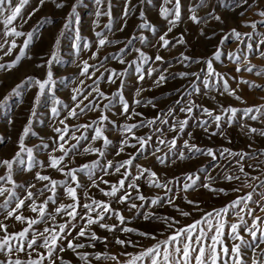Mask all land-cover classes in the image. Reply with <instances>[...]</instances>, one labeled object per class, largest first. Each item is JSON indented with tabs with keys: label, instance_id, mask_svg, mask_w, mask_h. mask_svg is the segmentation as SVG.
Here are the masks:
<instances>
[{
	"label": "rangeland",
	"instance_id": "rangeland-1",
	"mask_svg": "<svg viewBox=\"0 0 264 264\" xmlns=\"http://www.w3.org/2000/svg\"><path fill=\"white\" fill-rule=\"evenodd\" d=\"M16 3L18 0H13V4ZM58 3L64 6L58 8L56 6ZM201 3L202 0H180L181 18L176 21L171 31H168L171 26L169 20H175V16L169 15L165 19L161 9L166 8L174 13L176 0H171L170 3H165V0H101L99 4L97 0H55V2L45 0L42 6L40 0H30L21 11L24 19L21 20L18 17L9 26V29L16 27L17 31L24 33L21 36L7 35L3 19L0 18V45H3V49H0V57H3L0 63H11L21 51L25 52V58L14 69L0 70V101L5 103V107L0 108V161L13 160L20 152V158L14 163L12 170L13 180L20 187L7 181L8 170L6 166L0 165V176L5 177V180L0 181V187L10 188L15 193L9 202V208L14 209L17 200L24 199L28 190L36 193L34 199L38 205L48 196L54 195L45 188V185L49 184L48 181L36 179L37 173L48 175L56 181L67 180L72 187H76V183L65 173L71 169H79L84 164L91 165L95 162L97 166L94 169L93 179L99 183V188L92 186V181L86 173H77L79 182L84 185L82 188H77L80 204L90 202L84 194L87 191L88 196L93 199L111 202V206L127 218L124 225H119L115 216L111 219L106 217L104 222L117 224L119 228L127 226L137 230L132 233H123L118 228L115 233H112L92 225L90 231H94L101 239L93 241L85 236L74 240V243H84L86 247L77 249L76 252L71 249L63 252L58 250L59 256L63 257L64 261L70 264H85V261L79 258L78 253H81L88 255L91 264H118V262L126 264L131 259L128 254L132 256L139 254L153 246L157 240L165 239L176 228L190 225L200 220L205 213H214L215 210L226 207L232 201L249 193L252 194L254 201L249 202V207L255 209L253 215L264 218V212L260 211V206H264V198H262L264 188L258 186L261 181H264V136L249 131V128L264 130V116L254 112L253 114L258 115L259 118L252 120L243 111L249 107L264 105V71H262L264 57L260 55V52H264V44L260 43L264 40V16L259 15L260 12H264V0H247V2L245 0H203V6ZM73 6L76 7L75 14H73ZM109 8L111 16L105 15ZM126 8L129 12L127 17L124 16ZM192 9L195 10L194 13ZM97 12L101 14L97 16ZM193 14L197 16L199 23L190 19ZM215 16L221 19L216 20ZM144 23H147L149 27L141 28L140 25ZM253 24L255 27L252 26ZM122 27L123 31H121ZM233 29L241 33L239 39L233 35ZM97 32L102 33L107 40L119 41V43H108L100 47ZM28 33L32 34L31 40ZM165 34H167L165 38L171 41L167 48L162 47L163 42L160 41V36ZM140 37L145 38L143 42ZM181 40L184 43H180ZM12 41H15L16 47L12 48L10 55L5 56L4 52L11 48ZM25 41H29L27 48L24 47ZM129 41L131 43H128ZM249 45H252L251 50L248 48ZM97 48L99 53L96 58H93ZM133 48L140 49L150 59L147 62L138 59L139 53L133 51ZM217 52L221 54L219 60L215 59ZM53 54L56 56L55 60L52 59ZM157 55L162 56L163 61H157L155 59ZM184 56L191 59L181 63ZM236 57L240 59L237 60ZM121 58L125 63L119 62ZM208 60H212L213 68L222 75L223 80L215 75H208L206 64ZM85 61L93 67L89 68L88 74L81 75ZM133 61H136V64H132ZM129 64H132L131 68L128 67ZM137 65H140L145 77L139 82L138 73L135 71ZM249 66H254L252 72L247 71ZM126 68H128L126 77L120 79L112 77L116 79L114 84L107 82L112 70L120 73ZM237 68L240 70L237 71ZM149 70H152L151 74ZM49 71L52 73L54 85H49L44 93L40 94L38 86H34L27 78L32 77L43 81L47 78L46 73ZM258 72L261 74L258 75ZM181 73H189V75L181 77ZM193 73L198 74V78L196 75H191ZM161 74L167 79L156 86L154 81ZM121 79L124 81L122 88ZM224 80L227 81L229 89L234 90L235 94L242 99L237 100L235 96L224 92ZM96 87H99L107 97H112L118 90L122 91L130 106L129 114L134 109L141 115H133L131 119L121 115L122 105L119 98L117 97L112 104H109L108 99L100 97L94 91ZM197 87L199 92L195 91ZM138 88L142 91L139 96H136ZM75 89L80 91L76 92ZM73 95L78 97L76 101L72 100ZM85 96L88 98L84 99ZM5 97H7L6 100ZM57 100L62 103L56 104ZM80 100H83V104L77 108L76 105ZM135 100H140L142 103L137 105L134 103ZM149 100L155 107L147 103ZM90 101L98 104L99 108L85 109L81 112V108ZM189 101H194L201 107L194 108L190 114L181 112L180 108L185 107ZM104 105H109V108H104ZM54 106L58 109L57 116H53L51 112ZM228 107L241 110L231 123L228 120L230 113L225 114L223 111ZM73 108L79 115L75 117L69 115ZM204 108L211 110L213 116L222 117L221 127L217 128L213 117H209L204 112ZM169 109H175V111L167 117L168 124H162L160 120H156L152 126H140L132 129L131 132L124 131L126 124L139 125L143 122L146 125L148 120H154L158 116L164 119ZM101 115H107L109 120L114 122L106 121L101 125L104 128V135L111 141L107 146L104 145L103 139H93L94 129L97 126L93 124V121H98ZM184 119H188V125L183 132L178 128L177 131L170 130L177 120ZM205 120L208 121V125L205 126L207 131L199 126ZM84 125H91V127L85 128ZM25 127L30 129L26 136L23 134ZM57 128L66 129V132H57L55 131ZM157 128L163 129V132H157ZM61 135H64V140L59 139ZM73 136L87 137V139H80L78 142L77 139H73ZM22 137L25 149H32L31 170H28L27 151L21 152L19 147ZM135 137L146 139L151 137V139L142 146ZM126 138L128 145H123L124 151L117 155V151L122 146L121 141ZM173 139L176 140V145L170 151L168 142ZM160 140H164L165 143L161 144ZM185 140L200 149H212L216 153V158L213 159L199 152L190 153L184 147ZM60 144H63L65 149H72V145H76V148L65 155L59 149ZM133 144L136 146L131 147L130 145ZM89 146L100 149L104 155L101 156L100 152L95 151L85 152ZM157 149L159 151H156ZM223 149L250 155L241 159L240 156L223 152ZM181 151L189 158L180 160L178 154ZM60 156H64L60 165L64 169L63 172L50 167L51 158ZM252 156H255V159ZM132 157H135L132 165L121 168L119 173L115 172V167L107 168L109 161L116 166ZM20 159L23 160L22 164L19 162ZM240 164H243L244 171L250 174L248 178L240 173ZM137 165L155 172L156 177L153 179L161 184H167V188L149 186L148 172L136 181L139 192L145 197H163L159 205H152L150 199L148 202L137 200L136 190L128 187L129 181L139 175L140 169ZM106 168L108 175H105ZM126 169L130 175L125 179ZM189 174H193V179L197 176L199 179L194 189L184 191V184L191 183L187 179ZM226 175L240 176V179L229 181L225 179ZM256 176L260 179L251 178ZM101 177L109 183H103L100 180ZM120 179H125V187L121 189L120 194L125 190L131 193V199L126 204L116 203L114 198L107 197L100 191V188L105 191L110 190V186L117 184ZM204 183H209L216 189H224V192L209 191L201 186ZM247 184H251L252 187H248ZM31 185L35 187H30ZM234 188H238L239 191H233ZM41 189H43V195L40 194ZM55 198L56 203L49 201L46 212L54 214V209L59 204L73 203L66 189L59 185ZM169 198L173 203H169ZM5 200H8L7 195L0 197V205H3ZM188 200L195 201L196 204H189ZM133 202L141 205L140 214H137L136 209L128 210V205ZM30 203L31 201L26 200V207L20 211L29 219H39L38 213L31 212L27 207ZM77 211L84 213L82 207ZM181 211L188 212L190 215L183 216ZM6 213L7 209L0 208V223L8 225L9 232L17 233L28 226L26 222L21 223L12 217L6 219ZM144 213H153L154 216L145 220ZM91 214L95 216V213ZM242 215L247 221V226H251L253 216L246 213ZM158 217L173 218L171 221L173 228H167ZM224 219L229 224L239 222V218L234 215L232 209ZM65 222H70L66 230L71 232L69 240L77 236L82 226H86V220H81L79 215L72 220L65 213H60L56 215L54 221L46 216L45 221L33 225L29 231V237L33 232L37 234L42 232L45 227H56L58 231V225ZM260 227L264 229V223H261ZM228 231L226 227L223 239L231 248L233 241L228 238ZM240 232L246 240H251L245 226L241 227ZM139 233H152L157 239H150ZM4 235L5 233L0 231V237ZM259 235L260 232H257L258 237ZM117 236L126 241H133L136 246L116 244L114 240ZM104 238H107L106 242ZM40 242L38 240V243ZM67 242V240L61 241L65 248ZM15 243L14 241V247ZM253 243L254 248L242 249V258L246 264H252L255 258L264 255V243L259 240ZM89 244H94L95 247H88ZM40 251L46 253L45 249ZM96 253H107L109 257H117V260L103 257L96 260ZM17 256L21 260L35 258L34 253L30 257L23 252H14L9 257L5 252L0 253V260L15 259ZM44 264H48V261L45 260ZM56 264H61L60 260H57Z\"/></svg>",
	"mask_w": 264,
	"mask_h": 264
},
{
	"label": "snow or ice",
	"instance_id": "snow-or-ice-1",
	"mask_svg": "<svg viewBox=\"0 0 264 264\" xmlns=\"http://www.w3.org/2000/svg\"><path fill=\"white\" fill-rule=\"evenodd\" d=\"M30 0H18V3L13 4V0H0V18L3 19V24L5 25L6 34L7 35H15V36H21L24 35V33L17 31L16 27H11L9 29V26L13 24L14 21L17 20L19 17L21 20H23V16L21 15L22 8H24L25 5H28ZM55 2V0H53ZM171 0H165V3H170ZM247 2V0H245ZM45 3V0H40V5L42 6ZM97 3H101V0H97ZM58 8L63 7V4H57ZM201 6H203V0L201 3ZM39 10L38 8L36 9ZM76 7L73 6V14H75ZM194 13V9H192ZM34 14V13H33ZM101 13L97 12V16H99ZM161 14L164 16L165 19L168 18L169 15H174L175 20H169V24L171 25L168 29V31L172 30V27L175 26L176 21H179L181 18L180 13V0H176L175 4V11L170 12L166 8L161 9ZM105 15L111 16V11L109 8V11L105 13ZM129 15V12L127 8L125 9L124 16L127 17ZM259 15L264 16V12H260ZM141 16H143V13H141ZM31 17L29 16V19ZM190 19H192L194 22L199 23V19L195 14H193ZM214 19L220 20L221 17L215 16ZM26 22V21H25ZM126 26V24H125ZM255 27V24L252 25ZM141 28H147L149 25L147 23L141 24ZM154 30V29H153ZM121 31H123V27L121 28ZM233 35L239 39L241 36V33L237 32L235 29L232 30ZM97 37H99L98 44L100 47H103L105 44L108 43H119V41H109L105 36H103L102 33L97 32ZM167 34L160 36V41H162V47L167 48L168 45L171 43L168 39L165 38ZM29 40H31V33H28ZM144 37H140L141 42L144 41ZM128 43H131L129 41ZM180 43H184L183 40L180 41ZM261 44H264V40L260 41ZM29 45V41H25L24 47L27 48ZM87 46V45H86ZM16 44L15 41H12L11 48L8 49V51L4 52V55H10L12 48H15ZM249 50L252 49V45L248 46ZM0 49H3V45H0ZM135 52L139 53L138 59L143 60L144 62H147L150 58L145 55L140 49L133 48L132 49ZM124 51L123 49L121 50ZM99 53V48H97V52L93 53V58H96V56ZM260 55L264 57V52H260ZM221 54L219 52L215 53V59L219 60ZM25 58V52L21 51L19 56L16 57L14 61L11 63H0V70H12L14 69L20 61ZM30 58V57H29ZM0 59H3V57H0ZM53 60L56 59L55 54H53L52 57ZM107 59V57H105ZM157 61H163V57L160 55H157L155 57ZM190 57L184 56L181 60V63H183L184 60H189ZM237 60L240 59V57H236ZM121 64L125 63L124 59L121 58L119 61ZM51 63V61H49ZM132 64H136V61H133ZM132 64H129V68L132 67ZM207 64V71L209 76H217L221 80H223V77L220 73L216 72L213 68L212 60L206 61ZM93 67L88 64L87 61L84 62V66L81 72V75L88 74L89 68ZM254 66L247 67L248 72L253 71ZM98 70V69H97ZM240 69L237 68V71ZM136 73H138V82L144 80V73L140 65L136 66L135 69ZM152 70H149V74H151ZM264 71V70H262ZM258 75L261 73H257ZM94 75V73L92 74ZM128 75V68L124 69L123 72L117 73L115 70H112L111 76L108 78V83L114 84L116 83V79H120L121 77H126ZM181 77L189 75V73H181ZM191 75H196L198 78V74L193 73ZM47 78L43 81L39 79H34L32 77H28L27 80L31 82L34 86H38L39 93L43 94L46 87L49 85H54V80L52 73L49 71L46 73ZM112 77H115L116 79H113ZM167 77L163 74L159 75L158 79L154 81L156 86H159L162 82L166 81ZM243 83H250L248 81H242ZM121 88L124 85V81L121 79L120 81ZM205 86H208L207 79L205 80ZM256 87H259L258 85H253ZM19 87V86H17ZM223 90L224 92H227L229 95L235 96L237 100L242 99L240 96L235 94L234 90L229 89V85L226 80L223 82ZM16 91L15 89L13 90ZM74 91L79 92V89H75ZM94 91L100 96L104 97L105 99L109 100V104H112V101L115 100L117 97L119 98V101L122 105V112L121 115L127 116L128 119H131L133 115L139 116L141 113L135 112L133 109L132 113L129 114V104L125 100L122 91L118 90L116 93L113 94L112 97H107L103 91L99 89V87H96ZM142 89L138 88L136 90L135 95L139 96L141 94ZM196 92H199V88L197 87L195 89ZM223 94V93H222ZM72 100L76 101L78 97L76 95H73ZM88 97L85 96L84 99H87ZM7 97H5V100ZM36 100H39V95L36 97ZM62 103L61 101L57 100L56 104ZM135 104L139 105L142 103L140 100H135ZM148 104H152L153 107L155 105L151 100L147 101ZM177 103H180V101H177ZM83 104V100H80L76 107L79 108L80 105ZM5 107L4 101H0V108ZM201 107L200 105H196L194 101H189L185 107L180 108L181 112L184 113H192L194 108ZM99 108V105L96 104L94 101H90L89 104L84 105V108H81V112H83L85 109L88 110H96ZM104 108H109V105H104ZM204 112L209 116L213 117V121L216 123L217 128L221 127L220 121L222 117L220 115L213 116V112L207 108L203 109ZM264 105H261L259 107H249L246 109H243L244 113L248 115V118L252 120H257L259 116H264ZM175 109H169L168 113L165 114V118L161 119L159 116L154 120H148L147 124L145 125L143 122L141 124H126L124 125V131L125 132H131L132 129L140 127V126H152L156 123V120H160L162 124H168V116H171L174 113ZM225 114H229L228 120L229 123L233 121V119L236 117L237 113L241 111L240 109L234 108V107H228L223 109ZM52 115L57 116L58 109L54 106L51 109ZM259 114H253V113ZM70 116H77L79 113L76 112V109L73 108L69 112ZM114 123L113 121L109 120V117L107 115H101L98 121H93V124H96L97 126L94 129L95 135L93 137L94 140L96 139H103L104 145L107 146L111 143V141L108 139L107 136L104 135V128L101 126L104 124V122ZM11 122V121H10ZM63 123V121H61ZM188 125V119L184 120H177L173 126L171 127V131H177V128L179 131L183 132V130ZM208 125V121H202L200 123V127H204L205 131H207V128L205 127ZM83 127H91V125H84ZM243 127V126H242ZM29 127L24 128L23 134L26 136L29 134ZM57 132L65 131L66 129H55ZM157 132L162 133L163 129L157 128ZM249 131L251 133H258L261 136H264V130H258L256 128H249ZM34 134V133H33ZM215 135L216 133H212ZM189 136H191V133H189ZM60 140H64V135H61L59 137ZM73 139H77L79 142L80 139H87V137H80L77 138L73 136ZM137 142L140 145H145L148 143V140L151 139V137H148L147 139L145 137H135ZM160 143H165L164 140H160ZM169 144V150L171 151L175 145L176 140L173 139L168 142ZM121 147L117 151V155L122 153L124 151L123 145H128V139H124L121 141ZM131 147H135L136 145H130ZM19 147L21 152L27 151L29 163H28V170H31L33 167L32 162V149H25L24 140L23 137L19 141ZM184 147L189 150V152H199L203 155H207L212 157L213 159L216 158V153L212 149H200L194 144H190L188 140L184 141ZM76 145H72V149H75ZM60 151L64 152L65 155L68 154L72 149H65L63 144H60L59 146ZM100 152V155L103 156L104 153L100 151V149H93L91 146L85 149V152ZM156 151H159L157 149ZM223 152H227L232 156H240L241 159H243L244 156H248L250 154L248 153H233L229 149H223ZM153 155H155V152H153ZM20 158V152L16 154V158L13 160H2L0 161V165L6 166L8 170V176L7 181L11 182L14 186L20 187V185H17L15 180H13L12 176V170L14 163L17 162V159ZM178 158L180 160H186L189 157L185 155L183 151L179 152ZM253 159H255V156H252ZM135 157H132L128 160H124L123 162H120L118 165L114 166L111 161L108 162L107 168L115 167V172L119 173L121 168L125 166H131L133 163V160ZM157 159H160L157 157ZM64 160V156L60 157H52L50 167L55 168L57 171L63 172L64 169L60 167L61 162ZM19 162L22 164L23 160L20 159ZM175 162V161H173ZM239 163V161H238ZM96 163L93 162L90 164H84L79 169H71L67 173H65L66 176L71 177V180L76 183V187H72L67 180L65 181H56L52 179L48 175H41L40 173L36 174V179L39 181H48L49 184L45 185V188L48 189V191L52 192L54 195L48 196L46 200H44L39 205L35 202L34 197L36 196V193H33L31 190L27 191V195L24 199H18L15 208H9V202L10 200L15 196V193L12 189L7 187H0V197L8 196V200H5L3 205H0V208L7 209V213L5 218L12 217L17 221H20L21 223H27V227L23 228V230L17 232V233H11L8 231V225L0 223V231H3L5 235L3 237H0V253H7L9 257L12 256V254L15 253H26L30 257L32 254H35V258H29L28 260H21L19 256H17L15 259L8 258L6 260H0V264H44V261L47 260L48 264H56L57 260H60L61 264H70V262L64 261L63 257L59 256V252L66 251L68 249H71L73 252H76L77 249L85 248L86 245L84 243H74V240H77L81 237L88 236L90 240H100L101 237L97 236V234L94 231H90V226L97 225L101 229H106L109 232L115 233L117 229L119 228V225H124L126 221V217L118 210L111 206V202H105V201H99L96 199H93L88 196L87 191H85V196L88 197V200L90 202H85L82 205L79 202V199L77 197V188H82L84 185H82L79 182L77 173H86L88 178L92 181V186L99 188V183H97L96 180L93 179L94 176V169L96 168ZM249 167H253V165H249ZM107 168L105 169V175H108ZM137 168L140 169L139 175L132 178L129 181L128 187L136 190L137 195L136 199L144 202H148L150 199V202L152 205H159L161 201L163 200V197H156V198H148L145 197L143 194L139 192V186L137 185L136 181L140 179L144 175L145 172L149 173L148 176V183L149 186H155L158 188H167V184H161L158 180L153 179V177H156V173L152 172L150 169L147 168H140L139 165H137ZM240 173L244 175L245 178H248L250 176L249 173L244 171L243 164H240L239 167ZM130 175V173L126 172L124 174L125 179L127 176ZM252 179L259 180L260 177H251ZM125 179H120L117 184H112L110 186V190L105 191L103 188H100V191L107 197H112L115 199L116 203L119 204H126L131 199V193L125 190L122 194H120L121 189H124L125 187ZM187 179L191 181V183H185L183 186V190L187 191L189 189H194L197 180L199 177L197 176L196 179H193V174L187 175ZM226 180H238L240 179V176H232V175H226ZM5 180V177L0 176V181ZM100 180L108 184L109 182L107 180H104L103 177L100 178ZM62 186L66 189L67 195L72 199L73 203L70 204H59L54 209L53 213L46 212V208L48 206L49 201H51L53 204L56 203L55 198V192L57 189V186ZM202 187L208 189L212 192H224V189H216L213 188L209 183H204L201 185ZM248 187H252L251 184H247ZM259 187L264 188V181H261V183L258 185ZM30 187H35V185H31ZM170 191V190H169ZM233 191H239L238 188H234ZM40 194L43 195V189L40 190ZM225 194H227L225 192ZM262 198H264V194H262ZM186 199V197H185ZM31 201L30 204L27 205V207L30 208L31 212L38 213L39 219H29L28 217H25L23 213L20 211L24 207H26L25 201ZM189 204H196L195 201L188 200ZM249 202H254L252 194L249 193L247 196L239 197L237 200L232 201L231 204L227 205L226 207L220 208L218 210H215L213 212L205 213L204 216L200 220L194 221L190 225H186L181 228H176L170 235H168L163 240H157V242L143 251H141L139 254L132 256L131 254H128L131 256V259L126 262V264H246V262L243 260V248H254L255 245L253 242L259 240L261 243H264V229L260 227L261 223H264V218L260 216H255L253 213L255 212V209L249 207ZM169 203H173L171 198H169ZM82 207L84 209V213L81 214L77 211L78 208ZM141 205H137L135 202L130 203L128 205V210L132 211L133 209L137 210V214L139 213V208ZM198 207V205H197ZM232 209L235 216L239 218L238 223H231L229 224L224 217L228 214L229 210ZM238 209V210H237ZM260 211L264 212V206H260ZM60 213H65L67 216L71 217L72 220H75L77 216H80L81 220H86V226H82L77 233V236L74 237L72 240H69L68 237L71 235L70 231H66L69 226L70 222L61 223L58 225V231L56 227H45L42 232H39L38 234L33 232L31 237H29V231L32 228L33 225H36L38 223H41L45 221V217L47 216L52 221L56 219V215ZM91 213H95V216H93ZM242 213H246L247 215H252L253 220L251 226H247V221L244 219V216ZM181 215L183 216H189L190 213L181 211ZM112 216H115V218L119 221V225L117 224H109L104 222L105 218L111 219ZM153 213H144V219L149 220L153 218ZM158 219L167 226V228L171 229L173 228V223L171 222L173 218L171 217H158ZM215 220V223H214ZM175 223H179V221H175ZM73 228L75 225H71ZM245 226V230L250 234L251 240H246L243 235H241V227ZM228 228V238L233 241V244L231 245V248H229L228 245L224 242V230L225 228ZM120 231L123 233H132L136 232L137 230L131 227H123L119 228ZM257 232H260L259 237L257 236ZM211 233V235H210ZM142 236H145L150 239L156 240L157 237L152 233H139ZM107 238H104L106 242ZM38 240L41 242L38 243ZM67 240L66 248L61 243V241ZM239 241V243H235V241ZM15 243V247L13 246V242ZM26 242V243H25ZM114 242L120 246H126L128 244H131L132 246H136L135 243L131 240H124L120 239L119 236H117L114 240ZM88 247H95L94 244L87 245ZM40 249H45V252H41ZM31 250V252H29ZM79 258L82 261H85V264H91V262L88 260L87 254H81L78 253ZM110 258L112 260H117V257L111 256L109 257L107 253H96L95 259L100 260L101 258ZM119 264V262H118ZM252 264H264V255H262L259 258H255L252 262Z\"/></svg>",
	"mask_w": 264,
	"mask_h": 264
}]
</instances>
